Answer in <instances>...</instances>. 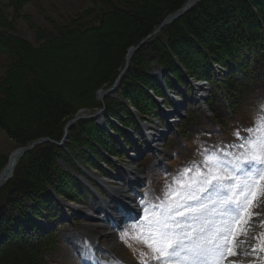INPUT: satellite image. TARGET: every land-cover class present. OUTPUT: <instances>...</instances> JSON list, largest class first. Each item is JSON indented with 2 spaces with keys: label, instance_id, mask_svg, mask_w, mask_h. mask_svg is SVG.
<instances>
[{
  "label": "trees",
  "instance_id": "trees-1",
  "mask_svg": "<svg viewBox=\"0 0 264 264\" xmlns=\"http://www.w3.org/2000/svg\"><path fill=\"white\" fill-rule=\"evenodd\" d=\"M98 2L99 11L87 10L79 22L70 21L57 35L40 34L44 41L39 46L12 37L9 48L11 41L2 42L0 30V52L10 59L7 75L0 79V129L15 146L43 137L59 140L65 123L80 109L93 112L100 108L96 93L112 85L127 50L186 0ZM36 56L40 62L31 59ZM48 59L50 65L44 64ZM175 60L186 71L210 81L208 106L213 121H238L244 106L253 111L256 101L264 97V0H197L133 54L115 96L104 97L107 113L136 126L123 100L142 114H157L155 100L146 88L152 87L158 95L162 91L148 69L156 62L182 80ZM212 62L229 70L223 81L215 80ZM166 83L174 86L169 79ZM203 118L200 110H190L178 127L179 137L193 136ZM107 123L121 133L111 121ZM100 149L113 155L121 152L115 138L95 121L79 120L64 147L45 141L19 158L12 176L0 185V264L51 263L59 232L44 229L34 217L44 211L56 217L58 207L49 190L72 200L87 193L75 177L82 173L75 162L96 165V160L104 158ZM58 159L74 174L62 170ZM5 164L0 154V171Z\"/></svg>",
  "mask_w": 264,
  "mask_h": 264
},
{
  "label": "rangeland",
  "instance_id": "rangeland-1",
  "mask_svg": "<svg viewBox=\"0 0 264 264\" xmlns=\"http://www.w3.org/2000/svg\"><path fill=\"white\" fill-rule=\"evenodd\" d=\"M99 4L98 0H0V30H2L4 35V37L1 36V40H4L2 42H5L6 40L11 41L8 45L9 48L10 43L14 42V38L26 40L33 46H39L44 41V38L39 37L40 34L44 33L45 35H57L59 30L64 25L69 24L70 21L72 23L79 22L82 18L81 15L87 10L91 11L92 9H98L99 11ZM31 59L37 62L41 61L37 56ZM9 60L10 59L7 54L0 52V79L7 75ZM45 61L44 64L50 65L52 60L48 59ZM256 102V107L259 109L263 107L261 111H259L258 108L251 111L250 108H247L250 106H244L240 109L242 110L240 112L241 114H237L238 121L232 120L231 122H227L226 126H218L211 123L213 124L211 128L206 126L201 133H198L199 135L195 137L193 135L188 140H184L183 143L177 137L175 139V141H177V150L179 151L177 153L173 152L175 151L173 146L175 141L168 143L167 146L171 148L172 156L169 157L170 161L168 167L164 170L167 172L166 175H161V172H154L158 171V169H155L157 166V160L154 159L155 161L153 162L151 158L147 156L145 160L150 165L149 167L152 166V171L156 175V183L153 190L147 192L144 189H140L139 192L134 194V201L132 203L131 201H126L124 204V206H126L131 203L136 209L135 211L133 210L136 214L135 218H127V215L123 216L124 213L131 210L128 207L129 205L126 206L128 208H125L124 211L114 209L118 203L122 205L124 196L125 198H128V200L131 198L133 191L131 195L128 196L129 194L127 195L123 192V189H129L132 187L135 182L133 179H136L137 176L140 178L142 183L147 176L148 170L146 171L145 169H140V164L137 165L134 161L133 166L135 169L125 171L124 174H122L109 166L107 162L100 161V167L108 172L110 176L111 174H114L116 176H120V178L123 177V179L127 180V182H124L125 180L122 179L118 181L119 184H116V180L113 177L107 178L101 170L91 169L88 171V177L95 183V185L98 186L99 189L98 191L89 189L91 194L89 193L87 197L82 196L83 203H75L76 205H80L82 207L81 211H75L72 207L63 206L65 214V216H63L68 219L67 222L73 223H69L63 227L58 226L56 228L59 231L57 243L58 248H55L53 251L50 264H141V259L148 260L152 255L151 250L142 242V240L136 238L140 235L142 229L147 232L145 208L148 207V210L150 209L147 202L153 201L157 203L165 184L170 183L184 168H194L195 165L203 167L205 152H208L209 154L212 151L220 150L227 152V147L229 146V148L232 147V152L229 153V156L239 155L241 150L236 147V145L244 142V134L248 132V130H246V132L243 131L242 124L255 120L256 118H258L260 122L261 120H264V97L258 99ZM77 113H79L77 115H82V113H86V111L80 109ZM200 114L202 113L200 112ZM202 122L207 123L206 120H202ZM262 128H264V126H261V129ZM188 129H190L189 125ZM237 131L240 133L239 139H237L236 136ZM204 132L210 136L209 143L213 145L212 148H207L205 143H198V137H200ZM261 134L264 135V130L261 131ZM219 136H223L224 138ZM16 147L17 146L11 142L6 133L0 129V154L5 156L6 161L8 155ZM193 155L195 156L196 164L193 161ZM110 158H112L111 160L109 159L112 164L120 166L124 170L129 169V165H131L130 159H127L126 157L120 158L113 156ZM133 170L137 172V176L135 174L136 178H133V173L130 172ZM260 171L261 173H264V168L260 169ZM96 176L103 178V180H105L108 184H112L113 188L107 190L101 183L94 181L93 179L96 178ZM128 179H130L129 182ZM121 185L124 186L122 190H120V188H122ZM101 188L103 193L100 194L99 191ZM101 196H103V199ZM115 197L119 200H115ZM141 201H145V203L142 204ZM58 206L61 208L59 202ZM118 206L120 207V205ZM105 210L110 212L106 214ZM258 210L264 212V204H262ZM89 211L92 213V217L88 216L87 213H89ZM113 211L118 213V215H116ZM44 213H46V211H44ZM129 213L131 214V211H129ZM149 213L151 214L152 212L149 211ZM108 217L111 218L110 223L107 222V219H109ZM117 217H120V224L118 226L117 224L114 226L112 223H116L118 219ZM54 222L55 221H50L48 219L46 221V223H52L53 227ZM44 224L45 222H42V226H44ZM109 224L112 225V227H107ZM262 229V227L253 226L254 232H258V230ZM125 233L128 235L122 240L121 237L124 236ZM76 235H78V239H76ZM75 242L78 243L75 244ZM95 244L99 246H96L99 248L98 251H92V247H90ZM114 246H118L120 248V252L115 253L110 251V249L114 248ZM89 252L90 255L88 256ZM97 253H101L103 255L99 256ZM141 253H144L145 255L142 257ZM94 255L95 259L92 257ZM181 263L184 264L182 260ZM152 264H156V262H152Z\"/></svg>",
  "mask_w": 264,
  "mask_h": 264
},
{
  "label": "snow or ice",
  "instance_id": "snow-or-ice-1",
  "mask_svg": "<svg viewBox=\"0 0 264 264\" xmlns=\"http://www.w3.org/2000/svg\"><path fill=\"white\" fill-rule=\"evenodd\" d=\"M262 130H248L236 145L239 155L205 152L203 167L184 168L165 184L149 206L152 213L145 208L147 232L136 237L152 252L141 264H223L228 257L264 252V231L252 235L253 226L264 228V212L258 210L264 204Z\"/></svg>",
  "mask_w": 264,
  "mask_h": 264
},
{
  "label": "water",
  "instance_id": "water-1",
  "mask_svg": "<svg viewBox=\"0 0 264 264\" xmlns=\"http://www.w3.org/2000/svg\"><path fill=\"white\" fill-rule=\"evenodd\" d=\"M192 4L188 3V0L186 1V3L184 4L183 7H181L179 10H177L176 12L170 13L168 14L163 20L162 22L150 33L148 34L144 39H142L137 45L135 46H131L126 53L125 56V60H124V66L123 68L120 70V72L118 73L116 79L113 81L112 85L106 89H100L97 91L96 97L97 99L101 102L102 107L98 110H96L93 114L88 115V116H83V115H77L74 118L69 119L65 126H64V132H63V136L61 141L63 142L64 140H66L68 133H69V129L72 126V124L80 119H90V118H97L98 121L99 119H101L102 115L104 114V110H105V106L103 103V97L107 96V95H111L114 92H116L118 90V86H119V82L121 77L125 74V71L128 69V66L130 64V60L131 57L133 55V53H135L140 47H142L154 34H156L164 25L168 24L169 22H171L172 20L178 19L179 17H181L183 14H185L190 8ZM83 109V108H82ZM45 140H50L49 138H41L40 140H37L35 142H32L29 145L26 146H21L19 148H17V156L18 158L20 156H22L23 154H25L26 152L30 151L31 149H33L38 143L43 142ZM61 143V142H60ZM59 143V144H60ZM14 168L12 169L11 173L6 176L3 177V174L0 172V184L4 183L8 178H10L12 176V172H13Z\"/></svg>",
  "mask_w": 264,
  "mask_h": 264
},
{
  "label": "bare ground",
  "instance_id": "bare-ground-1",
  "mask_svg": "<svg viewBox=\"0 0 264 264\" xmlns=\"http://www.w3.org/2000/svg\"><path fill=\"white\" fill-rule=\"evenodd\" d=\"M196 0H188V3L189 4H192L194 3ZM81 54V53H80ZM148 145H151L152 142H147ZM18 160V156H17V149L13 150L9 156H8V159H7V162L5 164V166L2 168V171L1 173L3 174V177H6L8 176L12 169L14 168L16 162ZM135 174L136 173H133L132 177L133 178H136L135 177ZM137 179V178H136ZM136 183H140V180H137L134 182V184L132 185V187H130L129 189H123L124 186H122V188H120V190L123 189V192H125L128 196L131 195L132 191H133V187L134 185H137ZM137 190V189H136ZM119 193V192H118ZM70 205H73L71 203H69ZM129 208L131 209V214H133V212L136 210L131 204H128ZM134 210V211H133ZM119 223V219H117L116 223H112V225L116 226V224ZM255 228V227H254ZM264 231V228L262 230H258L257 234L259 232H262ZM250 244H254L255 241H249ZM94 250H99V248L96 247V245H93L92 246V251ZM110 251L112 252H115V253H118L120 252V248L118 246H114V248L110 249ZM260 255H262V258L264 256V252H258L256 255H238V256H234V257H228V259L226 261L223 262V264H230L231 261H236L237 264H264L263 260L262 261H259V257ZM98 257V256H97ZM94 259H95V255H94ZM98 259V258H97ZM121 263V262H119ZM182 264V263H181Z\"/></svg>",
  "mask_w": 264,
  "mask_h": 264
}]
</instances>
